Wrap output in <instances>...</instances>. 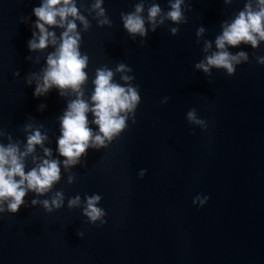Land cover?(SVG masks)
Here are the masks:
<instances>
[{
	"label": "water",
	"instance_id": "95a60500",
	"mask_svg": "<svg viewBox=\"0 0 264 264\" xmlns=\"http://www.w3.org/2000/svg\"><path fill=\"white\" fill-rule=\"evenodd\" d=\"M43 2L0 0V144H18L23 152L32 131L25 125L41 126L47 135L43 147L52 156L37 145L24 158L25 171L42 159H56L60 180L43 195L29 190L17 213H0V264H264V64L257 62L264 57V41L255 49L226 45L231 54L243 51L249 57L234 65L231 76L223 68L211 67L210 76L195 68L218 51L221 25L231 23L247 0H185L187 22L166 20L154 32L147 9L156 3L169 11V0H104L111 27L98 25L103 17L92 9L95 0H74L91 25L85 31L75 21L80 51L89 57L82 98L92 106L96 69L107 67L121 86H126L123 75L133 76L141 100L135 123L130 117L106 148L89 147L80 163L67 169L58 152L60 118L76 94L61 96L53 87L35 97L36 79L27 83L33 74L42 75L65 30L46 25L57 45L29 50L33 32L39 35L33 9ZM137 3L144 4L140 15L147 37H133L123 27L121 13L133 12ZM200 27L205 31L197 37ZM205 41L212 44L207 52ZM120 63L132 71L116 72ZM191 110L205 124L189 121ZM87 115L98 133L92 113ZM57 191L64 194L60 209L49 213L42 204H31L51 200ZM94 194L101 196L96 206L106 213L104 224L83 215L86 197ZM76 196L80 204L69 208Z\"/></svg>",
	"mask_w": 264,
	"mask_h": 264
},
{
	"label": "clouds",
	"instance_id": "9594fccd",
	"mask_svg": "<svg viewBox=\"0 0 264 264\" xmlns=\"http://www.w3.org/2000/svg\"><path fill=\"white\" fill-rule=\"evenodd\" d=\"M232 0H224L230 4ZM104 0H95L92 4L93 10H98L96 15L103 17L97 21L99 26L107 25L111 27V20L106 15V10L102 7ZM185 0H169V11H163L159 4L152 3L147 9V21L151 26V31H155L166 20L174 24L186 23L184 15ZM144 4L137 3L135 10L130 13H121L123 27L127 32L135 37H147L149 28L143 16ZM35 17V27L39 29V35L33 32V39L28 41L30 51L43 50L49 43L57 45L56 34L49 31L46 25L65 29L59 37V45L56 50L47 56V67L42 71V75L36 77L33 74L27 83L31 84L32 79H36V88L33 93L35 97H40L56 87L60 90V95L65 96L70 90L76 94V98L67 105V110L60 118L61 136L58 139V152L64 157L63 164L67 169L70 165L80 163V157L86 155L89 147L100 149L106 148L114 138H117L127 127L131 117L135 123V112L140 103L141 97L137 87L132 85L133 76L123 75L121 79L126 86L113 82L114 72L102 67L96 69L95 79L93 80L94 92L91 95L92 106L82 97L84 95L82 86L88 80L85 71L88 67L89 57L82 54L80 44L82 37L77 31L76 20H79L84 30L87 31L91 25L85 16L81 15L74 0H44V2L33 9ZM59 17V20L57 19ZM73 19L69 20L68 18ZM159 17V19H157ZM222 34L215 39V46L218 51L211 55H206L203 60L195 64L196 69L211 75L210 68H223L231 76L235 73V64L249 60L246 52H238L233 55L226 49V45L236 47L241 43L250 44L254 49L258 48L259 42L264 41V0H256V7L252 5V0H247L244 9L232 20L231 23L225 21L221 25ZM171 34L175 36L178 28H171ZM205 31L204 27L198 28L196 35L200 37ZM143 43V41H142ZM212 47L210 41L204 42V51L207 52ZM257 62L264 64V57H258ZM132 69L124 63H120L116 72H131ZM14 75L19 76L17 71ZM167 97L162 103H167ZM46 105H40L43 110ZM91 112L94 119L93 124L97 125L99 132L94 134L89 127L88 113ZM187 118L197 124H205L204 120H197L195 110L187 113ZM41 126L33 128L32 124L25 125V130L32 129L27 136L25 151L21 152L18 144L8 143L6 146L0 144V213H17L22 205L25 204V196L29 190L38 195L49 192L53 185L60 180L61 161L56 159H42L36 167L25 171L24 158L35 151V147L40 145L46 157L52 156L50 148H44V141L47 135L40 130ZM4 133L0 131V136ZM11 140V136L8 137ZM106 141L108 143H106ZM36 158L34 157V160ZM146 170H141L140 176L145 175ZM74 176L69 177V183L74 181ZM199 199V197H197ZM101 196L94 194L86 197V207L83 215L91 222L100 221L106 223L102 217L105 211L97 207ZM208 200L204 197L200 200L203 206ZM40 203L44 209L51 213L63 207L64 194L57 191L51 200H33L32 205ZM195 203V200L193 201ZM6 204V208L4 205ZM80 204V197L76 196L69 199L68 207L73 208ZM78 236L83 237V232H78Z\"/></svg>",
	"mask_w": 264,
	"mask_h": 264
}]
</instances>
